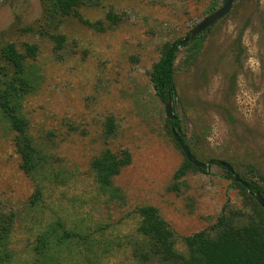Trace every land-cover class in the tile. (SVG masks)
Segmentation results:
<instances>
[{
    "label": "rangeland",
    "instance_id": "374dc122",
    "mask_svg": "<svg viewBox=\"0 0 264 264\" xmlns=\"http://www.w3.org/2000/svg\"><path fill=\"white\" fill-rule=\"evenodd\" d=\"M223 1L81 5L83 18L106 28L97 31L76 16L50 12L46 0H0V50L10 42L20 51L26 44L39 47L27 61L36 81L21 111L43 155L39 172L25 173L15 132L0 124V214L14 217L8 245L13 259L5 264H28L38 235L57 220L90 237L71 245L65 264H161L137 255L141 206L158 209L182 252L186 236L212 233L223 213H236L240 223L258 216L255 203L218 163L175 176L185 155L169 132L165 101L150 80L164 46L183 38ZM108 12L120 21L112 23ZM59 35L65 38L61 44ZM203 40L197 54L190 55L191 44L178 52L173 113L200 161H227L262 183L264 0H234ZM2 67L13 72L0 57ZM109 118L113 133L107 131ZM106 149L131 155L107 191L91 166Z\"/></svg>",
    "mask_w": 264,
    "mask_h": 264
},
{
    "label": "trees",
    "instance_id": "16d2710c",
    "mask_svg": "<svg viewBox=\"0 0 264 264\" xmlns=\"http://www.w3.org/2000/svg\"><path fill=\"white\" fill-rule=\"evenodd\" d=\"M98 2L99 0H46L45 5L50 12L59 13L61 16H76L84 25L97 31H104L106 28L101 21L85 19L78 10L81 5H96ZM107 18L112 23H117L121 19L112 12H108ZM209 30L210 28L204 30L183 45H178L174 41L164 46L161 57L154 64L150 74V80L157 95L163 101L168 96H171L175 103L178 100L175 76L176 61L181 46L191 44L192 53L190 55L199 53L203 45V37ZM64 39L63 35L56 37L58 44H61ZM38 52L37 44H26L24 51H20L12 42L4 44L0 50V57L13 68L12 73L4 67L0 69V71L3 70L0 72L2 74L0 77V124L6 123L9 129L15 132L14 142L21 156L20 167L31 176L39 172L42 167L43 155L29 134V122L21 109L25 95L32 91L33 82L36 81L33 71L28 68L27 61L34 59ZM167 121L175 126L194 154L180 116L176 114L174 120L168 119ZM107 128L108 133H113L115 129L113 118H109ZM169 132L173 137L171 128ZM176 145L180 148L177 143ZM130 162L131 155L127 150L114 152L106 149L95 157L91 166L100 188L105 191L111 190L114 176ZM213 163L216 162L213 161ZM191 168L204 172L208 167L197 168L185 157L183 165L176 171L175 176L177 178L183 176ZM226 174L233 179L231 172L226 170ZM239 175L248 182V188L233 179L234 184L255 203L259 209L257 217L240 223L236 213L232 211L228 214L223 213L212 233L201 230L186 236L184 241L187 249L182 252L177 248L176 233L160 216L158 209L152 205L141 206L138 208L141 219L137 227L141 242L137 255L144 261L156 259L161 264H264V208L249 192L259 191L264 197V176L260 175L263 181L260 183ZM37 199L38 194L33 201ZM13 218V215L0 214V264L13 259V253L8 246L13 231ZM88 239H90L89 235H83L76 228L66 226L63 221H54L38 235L37 242L33 246L32 258L28 264H65L71 245L80 240L86 242Z\"/></svg>",
    "mask_w": 264,
    "mask_h": 264
},
{
    "label": "water",
    "instance_id": "95a60500",
    "mask_svg": "<svg viewBox=\"0 0 264 264\" xmlns=\"http://www.w3.org/2000/svg\"><path fill=\"white\" fill-rule=\"evenodd\" d=\"M234 0H224L221 7L207 15L204 19H202L200 22H198L190 31L187 32V34L177 40L175 43L178 45H183L187 42H189L192 38L202 33L204 30L208 28H212L217 22H219L221 19H223L225 16L229 14V12L232 9ZM173 43V45L175 44ZM165 110H166V116L170 120H174L176 118V115L173 113V105H172V98L171 96H168L165 100ZM172 134L175 142L180 146L181 150L183 151L186 159L191 162L195 167L197 168H207L210 166V164L214 161L224 167L226 170L232 173L233 179L236 182H239L244 186L245 188H248L249 184L247 181L243 180L239 173L236 172L234 166L224 160H209L207 163L200 161L191 151L189 146L184 142L183 138L178 133L175 126H171ZM250 194L255 198L257 203L264 208V197L261 192L259 191H249Z\"/></svg>",
    "mask_w": 264,
    "mask_h": 264
}]
</instances>
